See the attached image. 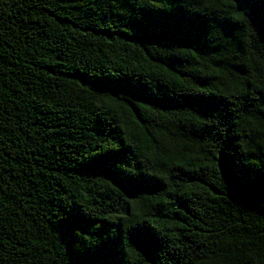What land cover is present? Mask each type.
I'll list each match as a JSON object with an SVG mask.
<instances>
[{
    "label": "trees",
    "instance_id": "trees-1",
    "mask_svg": "<svg viewBox=\"0 0 264 264\" xmlns=\"http://www.w3.org/2000/svg\"><path fill=\"white\" fill-rule=\"evenodd\" d=\"M0 264H264V0H0Z\"/></svg>",
    "mask_w": 264,
    "mask_h": 264
}]
</instances>
